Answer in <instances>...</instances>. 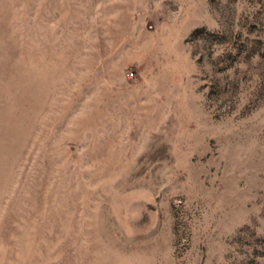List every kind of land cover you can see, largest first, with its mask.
Returning <instances> with one entry per match:
<instances>
[{
	"label": "rangeland",
	"instance_id": "obj_1",
	"mask_svg": "<svg viewBox=\"0 0 264 264\" xmlns=\"http://www.w3.org/2000/svg\"><path fill=\"white\" fill-rule=\"evenodd\" d=\"M0 264H264V0H0Z\"/></svg>",
	"mask_w": 264,
	"mask_h": 264
},
{
	"label": "built area",
	"instance_id": "obj_2",
	"mask_svg": "<svg viewBox=\"0 0 264 264\" xmlns=\"http://www.w3.org/2000/svg\"><path fill=\"white\" fill-rule=\"evenodd\" d=\"M129 76L132 77V74L130 73Z\"/></svg>",
	"mask_w": 264,
	"mask_h": 264
}]
</instances>
